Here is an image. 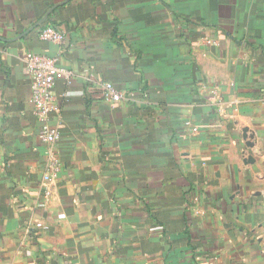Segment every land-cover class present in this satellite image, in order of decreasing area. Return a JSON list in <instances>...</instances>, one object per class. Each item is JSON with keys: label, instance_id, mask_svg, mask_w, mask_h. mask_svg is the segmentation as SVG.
I'll return each mask as SVG.
<instances>
[{"label": "crops", "instance_id": "crops-1", "mask_svg": "<svg viewBox=\"0 0 264 264\" xmlns=\"http://www.w3.org/2000/svg\"><path fill=\"white\" fill-rule=\"evenodd\" d=\"M0 264H264V0H0Z\"/></svg>", "mask_w": 264, "mask_h": 264}, {"label": "built area", "instance_id": "built-area-1", "mask_svg": "<svg viewBox=\"0 0 264 264\" xmlns=\"http://www.w3.org/2000/svg\"><path fill=\"white\" fill-rule=\"evenodd\" d=\"M40 39L53 43L63 44L66 35L57 27L52 25L45 26L40 31ZM25 64L27 72L31 77L32 102L34 112L42 120L43 124L39 132V139L45 143V171L44 180L50 183L58 178L62 171V163L57 154V144L59 135L55 129L48 124V117L58 110L57 101L54 93L58 81H71L72 72L60 67L58 60L35 53L25 54ZM107 99L112 103H117L122 99V93L119 92L112 83L103 85ZM186 128L192 133H199L198 126L191 122L186 123ZM49 195V192L46 193Z\"/></svg>", "mask_w": 264, "mask_h": 264}, {"label": "water", "instance_id": "water-1", "mask_svg": "<svg viewBox=\"0 0 264 264\" xmlns=\"http://www.w3.org/2000/svg\"><path fill=\"white\" fill-rule=\"evenodd\" d=\"M46 20H47V17L45 19H42L41 21H39L35 27L44 24L46 22Z\"/></svg>", "mask_w": 264, "mask_h": 264}, {"label": "trees", "instance_id": "trees-1", "mask_svg": "<svg viewBox=\"0 0 264 264\" xmlns=\"http://www.w3.org/2000/svg\"><path fill=\"white\" fill-rule=\"evenodd\" d=\"M49 24H50V23H49ZM49 24H47V25H49ZM47 25H46V26H47ZM50 25L54 26L53 24H50ZM44 27H45V26H44ZM44 27H43V28H44ZM55 27H56V26H55ZM43 28H42V29H43Z\"/></svg>", "mask_w": 264, "mask_h": 264}]
</instances>
